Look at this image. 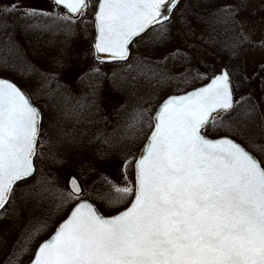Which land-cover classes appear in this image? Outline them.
<instances>
[{"label":"snow or ice","instance_id":"obj_1","mask_svg":"<svg viewBox=\"0 0 264 264\" xmlns=\"http://www.w3.org/2000/svg\"><path fill=\"white\" fill-rule=\"evenodd\" d=\"M55 4L66 10L59 19L69 22L90 6L89 0ZM179 4L180 0H99L95 58L101 63L124 62L119 71L135 72L133 80L175 79L162 65L178 57L189 59L179 48L162 61L129 59L132 46L169 38ZM15 10L14 4L5 6L0 14ZM23 11L26 17L37 15L35 9ZM247 39L241 32L231 47ZM0 60L8 62L6 57ZM92 71L100 73L99 68ZM190 72L181 74L185 83H190ZM117 74L113 71V77ZM191 79L207 82L168 96L155 115L144 120L150 134L139 157L125 159L123 185L105 177L107 191L88 193L71 176L67 189H61L39 169L40 178L30 187L39 185V195H53L58 201L54 212L67 208V215L38 245L29 264H264V111L251 95L235 98L227 68L210 77L196 73ZM78 107L84 105L78 102ZM67 114L80 113L72 109ZM41 119L27 91L0 78V210L20 183L35 178L36 162L44 159ZM142 119L137 114L129 125L133 135L144 131L136 128ZM129 167L134 169V183L127 179ZM89 195L92 200L85 198ZM94 201L106 205L105 212ZM47 226L44 222L28 230L10 264H20L30 251L28 245Z\"/></svg>","mask_w":264,"mask_h":264},{"label":"trees","instance_id":"obj_2","mask_svg":"<svg viewBox=\"0 0 264 264\" xmlns=\"http://www.w3.org/2000/svg\"><path fill=\"white\" fill-rule=\"evenodd\" d=\"M246 6L247 0H180L177 9L174 10L175 17L169 24L170 33L166 41L160 44L141 42L138 46H132L129 63L134 62L137 57L162 61L177 48L187 53L189 59L178 57L162 65L166 67L169 76L175 77L167 82L160 83L142 77L133 80L131 77L136 73L119 71L124 67V62L115 61L104 63L98 61L99 66L95 68H99L100 73H94L91 69L82 75L77 86L78 92H71L58 76H45L38 86L34 76L26 78V74H21L24 67L13 68L10 62L4 64L2 60H0V75L11 77L22 84L35 103L40 106L43 114L42 127L49 137L48 148L55 150V154L60 159L77 154H89L104 162L136 157L150 133V129L145 127L144 120L151 119L153 109L170 93H179L186 87L191 89L207 82L204 79H191V77L196 73L211 76L207 70H211L214 65L208 60L209 56L217 58L232 74L236 99L241 95H250L246 83L242 86L237 85L239 79L237 76H241L244 66L247 43L244 41L235 49L231 47L241 35L239 15ZM221 10H229L230 14L226 15V12ZM19 19H22V22H19ZM8 22L10 24H7ZM24 22L26 26L23 25ZM37 24H40V28H37ZM15 26H22V32L34 57L41 61L53 62V65L64 63L75 38V29L71 22L63 21L51 14L45 16L43 13L31 17L14 11L3 14L0 18V58L6 57L7 61H10L6 51L8 42L13 45L11 49H14L15 53L11 52L12 54L17 56L23 52L17 41L15 42L13 32L11 38L6 36L11 32L8 27ZM177 35H181L185 46H182V42L181 44L176 42ZM147 39L146 36L145 41ZM30 68L34 70H31L29 75H36V69L32 66ZM186 69L191 70L190 83H185L184 76L181 75ZM113 71L118 72L115 77ZM125 76L127 79H121ZM106 93L120 102L112 118L107 116L103 107ZM78 102L84 105L82 109L78 107ZM51 104L57 106L52 107ZM72 109L80 114H67ZM137 114L144 119L136 124V128H143L144 131L133 135L129 125L135 123ZM37 167L35 178L29 179L27 184L20 183L9 204L5 209L0 210V217L16 220L15 223H10H13L17 229H20L18 223L22 222L21 220H27V229L20 233L23 237L27 235L28 230L47 222L48 226L43 230L45 233L40 232L30 244L31 246L35 242L31 255L24 264L30 261L38 245L54 232L59 222L67 215V208L58 213L54 212L58 201L53 195L48 193L39 195V185L30 187L36 185V180L40 178L39 166ZM47 176L51 179L50 175ZM96 192H104V187L98 186ZM45 200L49 201L47 206L43 204ZM95 202L100 210L105 212L106 206L100 201ZM126 206L127 204H123L120 208ZM30 246L28 245L29 248Z\"/></svg>","mask_w":264,"mask_h":264},{"label":"rangeland","instance_id":"obj_3","mask_svg":"<svg viewBox=\"0 0 264 264\" xmlns=\"http://www.w3.org/2000/svg\"><path fill=\"white\" fill-rule=\"evenodd\" d=\"M97 3L98 0H89L90 6L85 14L74 22H71L75 29V38L64 59V63L53 65V62L41 61L34 57L31 54L25 34L22 32V26L8 27L11 32H8L6 36L11 38L13 32V36L16 39L15 42L17 41L19 47L23 51L15 56L6 50L9 55L8 60H10L8 62L12 64L13 68L19 69L24 67L23 72L21 70V74H26V78L34 76L37 79L36 84L38 86H40L41 80L45 76H58L62 82L69 87L71 92H78L77 86L82 75L99 66V62L95 58V50L93 47L96 35L94 12L96 11ZM13 4L16 6L14 12L20 14L24 13V9H35L37 13H49L58 17L66 14V10L63 7L57 6L53 0H0V8L5 6L11 8ZM2 16L3 14H0V18ZM239 21L241 30L248 39L246 40L247 51L244 54V66L240 73L241 76H237V78L240 79H238L237 85L239 84L242 86L246 83L245 85L248 86L249 94L255 98L254 100L257 103H259L261 111H264V0H247L246 8L243 9L239 15ZM19 22H22V19H19ZM7 24H10V22ZM23 25L26 26V22H24ZM37 28H40V24H37ZM182 41L183 38L181 35H177L176 42L181 44ZM54 42L56 43V40H54ZM6 46L8 49L13 45L8 42V45L6 44ZM182 46H185L183 42ZM11 52H14V49ZM208 60L212 61L214 65L211 70H207L209 75L216 74L224 68L217 58L209 56ZM30 66L36 69V75H29V72H31L29 70ZM14 71L16 72V69ZM186 88H184V91L189 90V88ZM109 96L108 93L104 95L103 107L107 116L112 118L114 111L120 106H118L120 102H117ZM239 98L240 96L237 97V99ZM51 106L56 107L57 105L51 104ZM156 107L153 109V112ZM48 138L47 131L42 127L39 143L42 144L40 150L45 155L42 162L37 161L36 163L37 166H39V169H43L45 175L51 176V179L55 181V185L59 188L67 189L68 178L71 176L77 177L88 193H96V188L98 186H103L104 192L107 191L110 186L106 183L105 177L119 185L125 183V159H113L104 162L95 159L89 154H77L70 158L60 159L58 155L55 154V150H49ZM127 179L133 181V183L135 182L134 169L131 167H129ZM85 198L90 200L93 199L91 195L86 196ZM47 203H49V201L45 200V203H43L44 206H47ZM126 204H128V201H126L124 205ZM11 210L12 209H10L9 212H11ZM15 221L16 220L14 219L0 217V264H10L9 258L13 256L14 252L19 250L20 244L23 243V234L20 233L27 229V220L24 219L21 220L22 222L18 223L20 229L14 227L13 223H15ZM10 222L13 223L11 224ZM42 233H45V231H42ZM34 246L35 242L30 246L29 253L22 258L20 264H24L28 261V257L31 255Z\"/></svg>","mask_w":264,"mask_h":264},{"label":"water","instance_id":"obj_4","mask_svg":"<svg viewBox=\"0 0 264 264\" xmlns=\"http://www.w3.org/2000/svg\"><path fill=\"white\" fill-rule=\"evenodd\" d=\"M55 1V0H54ZM99 3V2H98ZM94 16H95V13H94ZM94 23H95V18H94ZM96 36V35H95ZM94 42H95V38H94ZM94 42H93V45H94ZM216 74H219V72L218 73H216ZM0 78H3V79H9V80H11V81H13L14 83H16L19 87H21L23 90H25V91H27L23 86H21L18 82H16L15 80H13V79H11V78H9V77H5V76H0ZM201 86H203V84L202 85H200V86H197V87H201ZM194 88H192V89H190V90H187V91H183V92H180V93H173V94H170V95H182V94H184V93H186V92H189V91H192ZM28 93V92H27ZM29 94V93H28ZM235 94V93H234ZM30 95V94H29ZM169 95V96H170ZM168 97V96H167ZM167 97L165 98V99H167ZM32 98V97H31ZM164 99V100H165ZM32 101H33V103H34V105L36 106V107H38L39 109H40V107L34 102V100L32 99ZM163 102V100L158 104V106L156 107V109H155V111L153 112V116L155 115V112L157 111V109H158V107H159V105L161 104ZM40 111H41V109H40ZM41 114H42V111H41ZM41 123H42V119H41ZM40 132H41V130H40ZM213 138H215V137H213ZM147 143V140H146V142L144 143V145ZM143 145V146H144ZM143 146L141 147V149L143 148ZM141 149H140V151H139V153H138V156H137V158L139 157V155H140V153H141ZM77 178V177H76ZM31 179V178H30ZM78 179V178H77ZM79 181V180H78ZM90 200V199H89ZM98 207V206H97ZM62 222V221H61ZM59 225V224H58ZM58 227V226H57ZM56 227V228H57ZM56 230V229H55ZM55 232V231H54ZM54 232L51 234V235H53L54 234ZM51 235L47 238V239H49L50 237H51ZM46 240V239H45ZM44 241V240H43ZM42 241V242H43ZM41 242V243H42ZM29 264V263H28Z\"/></svg>","mask_w":264,"mask_h":264},{"label":"flooded vegetation","instance_id":"obj_5","mask_svg":"<svg viewBox=\"0 0 264 264\" xmlns=\"http://www.w3.org/2000/svg\"><path fill=\"white\" fill-rule=\"evenodd\" d=\"M61 7V6H60Z\"/></svg>","mask_w":264,"mask_h":264}]
</instances>
